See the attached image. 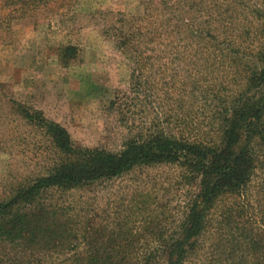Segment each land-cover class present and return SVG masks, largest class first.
<instances>
[{
  "label": "rangeland",
  "instance_id": "obj_1",
  "mask_svg": "<svg viewBox=\"0 0 264 264\" xmlns=\"http://www.w3.org/2000/svg\"><path fill=\"white\" fill-rule=\"evenodd\" d=\"M231 38L246 54L264 46V0H51L21 18L0 4V200L60 158L16 104L61 124L77 147L117 152L150 129L217 139L222 101L243 87L226 56ZM68 46L76 52L63 61ZM195 187L180 167L160 163L50 189L40 203L54 213L62 244L6 249L21 264H85L94 252L136 264L159 233L172 232ZM224 205L187 264L228 256L237 229L221 226Z\"/></svg>",
  "mask_w": 264,
  "mask_h": 264
},
{
  "label": "trees",
  "instance_id": "obj_2",
  "mask_svg": "<svg viewBox=\"0 0 264 264\" xmlns=\"http://www.w3.org/2000/svg\"><path fill=\"white\" fill-rule=\"evenodd\" d=\"M49 1L0 0V4L21 18ZM219 42L225 45L226 41ZM227 45L232 52L226 56L235 62L243 87L235 97L222 101L223 110L216 115L218 135L212 141L150 129L138 139L127 140L117 152L77 147L61 124L46 119L41 111L30 112L16 104L24 118L40 128L60 158L46 173L19 184L0 200V264H21L6 248L48 249L62 244L63 232L55 227L54 213L50 215L40 203L48 190L88 187L135 167L160 163L177 165L184 180L196 187L172 232L159 233L155 250L141 256L136 264H187L198 250L212 215L224 203L225 210L218 216L221 226L237 229V238L231 239L228 256L216 264H229L232 259L236 260L233 264H264V46L246 54L235 48L233 38ZM75 52L74 47H65L61 60L73 58ZM254 178H258L256 195L262 194L257 208L249 193ZM127 259L94 252L83 260L85 264H129Z\"/></svg>",
  "mask_w": 264,
  "mask_h": 264
}]
</instances>
